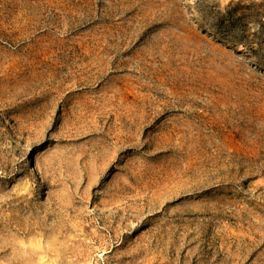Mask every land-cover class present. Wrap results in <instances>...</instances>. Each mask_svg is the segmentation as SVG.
<instances>
[{
  "label": "rangeland",
  "instance_id": "obj_1",
  "mask_svg": "<svg viewBox=\"0 0 264 264\" xmlns=\"http://www.w3.org/2000/svg\"><path fill=\"white\" fill-rule=\"evenodd\" d=\"M0 264H264V0H0Z\"/></svg>",
  "mask_w": 264,
  "mask_h": 264
}]
</instances>
